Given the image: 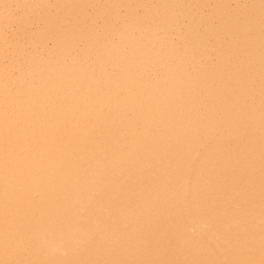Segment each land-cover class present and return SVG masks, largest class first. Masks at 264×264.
I'll use <instances>...</instances> for the list:
<instances>
[{
    "label": "bare ground",
    "instance_id": "bare-ground-1",
    "mask_svg": "<svg viewBox=\"0 0 264 264\" xmlns=\"http://www.w3.org/2000/svg\"><path fill=\"white\" fill-rule=\"evenodd\" d=\"M0 264H264V0H0Z\"/></svg>",
    "mask_w": 264,
    "mask_h": 264
}]
</instances>
